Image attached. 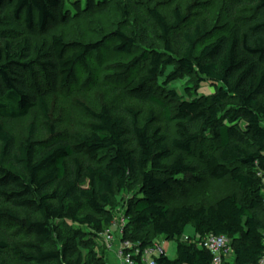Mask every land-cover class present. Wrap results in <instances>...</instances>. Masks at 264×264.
I'll list each match as a JSON object with an SVG mask.
<instances>
[{
	"label": "trees",
	"instance_id": "16d2710c",
	"mask_svg": "<svg viewBox=\"0 0 264 264\" xmlns=\"http://www.w3.org/2000/svg\"><path fill=\"white\" fill-rule=\"evenodd\" d=\"M86 1L93 9V0ZM63 3L0 0V30L20 25L25 31H44L55 18L52 10L60 7L61 19L68 17ZM149 14L164 52L132 57L134 38L115 33L113 52L132 57L115 79L127 98L160 107L174 123V138L167 142L151 113L142 125L138 111L126 109L125 122L106 106L95 112L82 103L91 123L66 141L37 146L29 125L26 140L17 145L0 123V220L22 224L18 240L9 244L0 237V256L8 252L15 264H107L105 245L97 248L96 242H103L100 236L113 222L121 196L137 185L122 210L124 239L140 249L162 240L176 243L175 259L163 256L157 264H211V254L198 247L210 235L231 240V264H259L264 258V0H254L251 15L242 20L210 31L202 25L185 31L178 58L170 39L187 16L177 9L169 22L156 10ZM1 37L0 120L22 118L36 106L53 138L37 72L51 83L59 78L58 86L68 89L77 82L78 69L93 77L98 63L91 66L89 61L106 41L66 44L61 36H52L32 60L28 39ZM145 63V74L132 77ZM171 67L174 72L168 76ZM179 74L194 78L192 89L183 97L171 93L178 99L171 113L154 96V84L164 77L174 82ZM204 84L215 92L199 94ZM197 164L210 180L236 184L238 193L210 205L169 207L166 195L181 189L183 176H195ZM12 210L33 218L20 219ZM187 226L194 237L182 240Z\"/></svg>",
	"mask_w": 264,
	"mask_h": 264
},
{
	"label": "rangeland",
	"instance_id": "374dc122",
	"mask_svg": "<svg viewBox=\"0 0 264 264\" xmlns=\"http://www.w3.org/2000/svg\"><path fill=\"white\" fill-rule=\"evenodd\" d=\"M73 4L77 5L75 8ZM93 9H89L86 0H64L62 4L68 11V17L63 21L57 9L52 10L54 19L47 24L44 31H25L20 25L6 27L0 30V37L8 39L14 37L17 41L26 38L30 42L33 52L31 59L37 60L36 49L47 48L52 36H61L64 43H99L106 41L103 50L89 61L90 65L98 63L94 68L93 77L89 78L82 69L76 72L77 82L70 88L58 86V79L51 83L42 77L41 71L37 72L36 83L46 92L44 100L49 108L51 123L54 126L55 136L47 134L45 122L39 109L35 106L29 113L16 120H0L3 128L14 138L17 145L23 143L28 136L29 125L34 126L33 142L38 146L52 140L66 141L73 132H84L91 123L90 117L80 106L84 104L92 111H99L106 106L111 114L122 118L127 122L126 109L139 112V121L143 125L145 119L151 113L154 124L159 126L167 138V142L174 138V123L166 120L163 110L151 103H141L127 98L121 86L117 85L115 78L122 73L121 65L127 64L132 57L139 56L146 51H158L163 53V45L159 37V30L152 21L149 12L158 11L167 21L172 20V12L180 10L187 16L186 23L171 36V47L175 57L181 56L182 34L197 25L207 28V31L220 27L223 23L239 21L251 15L254 0H93ZM79 9V10H78ZM21 25H23L21 23ZM123 33L134 38L136 48L131 58L117 55L113 52V46L117 43L113 40L115 33ZM146 63L135 70L131 76L140 77L145 74ZM174 72L171 67L166 74ZM166 75V76H167ZM193 77L185 74L176 76L174 82H167L166 78L158 80L154 84V96L164 102L171 113L176 108L178 99H173L171 93L176 91L180 97L186 96V89H192L189 81ZM215 89L204 84L199 89L201 95H211ZM192 92L191 95H193ZM195 176H183L180 190L173 189L165 197L169 207L180 205H210L220 197L232 193H238V187L230 180L215 182L206 177L202 166L197 164ZM202 183H199V181ZM198 181V182H197ZM138 186H130L126 194L119 201L118 211L122 212L126 202L137 193ZM6 206L1 205V208ZM14 211L20 219L33 218L23 211ZM0 237L7 243H12L22 237V224H15L0 220ZM194 237L191 226H187L182 240ZM165 249V257L174 260L176 257V243L161 241ZM103 242L97 241L96 247L101 248ZM107 261V260H106ZM0 264H15L8 252L0 256ZM108 264V261H107Z\"/></svg>",
	"mask_w": 264,
	"mask_h": 264
},
{
	"label": "built area",
	"instance_id": "2783aa9c",
	"mask_svg": "<svg viewBox=\"0 0 264 264\" xmlns=\"http://www.w3.org/2000/svg\"><path fill=\"white\" fill-rule=\"evenodd\" d=\"M260 176V174H258ZM262 208L264 209V180L262 181ZM126 219L123 213L116 212V216L109 229L101 234V240L106 248L108 264H157V260L165 256V249L161 241L140 249L138 243L124 239ZM231 240L226 236H207L199 245L200 249L212 256L211 264H229L225 257L231 252ZM259 264H264V258Z\"/></svg>",
	"mask_w": 264,
	"mask_h": 264
},
{
	"label": "crops",
	"instance_id": "0c3cea01",
	"mask_svg": "<svg viewBox=\"0 0 264 264\" xmlns=\"http://www.w3.org/2000/svg\"><path fill=\"white\" fill-rule=\"evenodd\" d=\"M225 261L228 262L229 264H231L233 262V254H232V252H229V254L226 255ZM110 264H114V262H112Z\"/></svg>",
	"mask_w": 264,
	"mask_h": 264
}]
</instances>
